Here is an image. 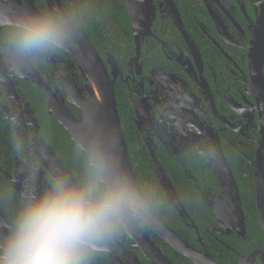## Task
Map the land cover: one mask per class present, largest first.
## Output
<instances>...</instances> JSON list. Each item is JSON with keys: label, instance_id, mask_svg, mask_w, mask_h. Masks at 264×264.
Instances as JSON below:
<instances>
[{"label": "flooded vegetation", "instance_id": "obj_1", "mask_svg": "<svg viewBox=\"0 0 264 264\" xmlns=\"http://www.w3.org/2000/svg\"><path fill=\"white\" fill-rule=\"evenodd\" d=\"M127 1L15 0V4L35 11L69 10L79 16L83 37L113 82L125 148L119 113L135 134L137 142L132 151L139 155L129 158L126 148L135 179L144 184L155 179L161 186L153 157L162 170L161 162L177 166L194 183L199 200L211 211L218 259L204 249L197 230L202 251L188 245L218 264L226 258L230 264H264V229L258 210V196L264 203V160L256 168L252 165L260 135L257 102L249 86L247 50L262 0H151V9L145 13L150 14L151 21L147 35L134 32ZM6 3L0 0V8ZM95 40L98 42L93 44ZM262 71L264 76V63ZM31 79L54 97L51 109L61 117L70 114L82 123L83 106L92 102L88 74L68 51L33 64L23 75L17 74L7 57L0 56V213L6 216L19 206L26 162L39 168L41 187L49 181L53 166L77 176L64 162L70 160L69 142L74 145L69 130L54 112L50 113L41 90ZM41 150L46 153L43 158ZM208 152L224 157L236 186L235 175H242L239 181L244 184L252 176L253 187L245 186L253 188L247 216L237 186L243 230L229 229L222 220L219 225L214 223L210 206L220 198L221 188L211 170ZM184 211L179 217L190 221ZM142 231L173 264L149 231L156 234L150 228ZM140 247L135 238L125 239L107 264H132L133 259L138 264H152Z\"/></svg>", "mask_w": 264, "mask_h": 264}, {"label": "clouds", "instance_id": "obj_2", "mask_svg": "<svg viewBox=\"0 0 264 264\" xmlns=\"http://www.w3.org/2000/svg\"><path fill=\"white\" fill-rule=\"evenodd\" d=\"M83 42L72 11H35L15 0L0 8V56L18 75L65 51L77 53ZM84 115L69 126L78 176L53 166L41 187L39 168L26 162L19 206L11 216L0 213V264H100L122 241L160 221L159 194L131 173L118 130L100 113ZM207 158L220 163L213 152Z\"/></svg>", "mask_w": 264, "mask_h": 264}, {"label": "water", "instance_id": "obj_3", "mask_svg": "<svg viewBox=\"0 0 264 264\" xmlns=\"http://www.w3.org/2000/svg\"><path fill=\"white\" fill-rule=\"evenodd\" d=\"M128 1L126 3V7L127 12L132 19L134 32L147 35L149 33L151 21L150 14L147 15L145 13L151 9V0ZM146 2H148L149 5H145ZM259 8L260 13L256 19V28L255 31L252 32L250 42L247 46L249 61L248 68L251 78V83L249 86L251 94L256 99L257 111L259 114L258 131L260 138L256 142V160L252 164L255 168L257 163H260L264 160V76L262 71L264 63V0L260 2ZM83 38L84 42L80 51L75 54L68 51L75 58L79 67L86 70L91 84V90L93 92L90 93L92 96V102L84 104L83 112L84 114L87 112L89 115L92 113H100L109 124L118 130L121 136V144L126 161L131 173L133 174L116 113L112 89L113 82L110 81L102 61L93 49L90 42L85 37ZM30 81L41 90L44 99L47 101V106L50 108V113L54 112L59 117L60 123L64 124L67 130H69L70 125L78 124V122H76L70 114H67V118H64L61 117L56 111L51 109V105L54 102V97H52L48 90L35 82L33 79ZM218 158L220 161L218 165L210 164L213 175L217 179V182L221 188L220 198L214 201L213 207L210 206V208L213 210L214 223L219 225V221L222 220V224L229 229L243 230L244 218L235 180L230 172L229 167L227 166L224 157L220 154ZM153 162L155 173L161 184L163 192L168 199V202L178 211L179 216L183 217L185 211L179 202L175 190L154 157ZM258 210L262 227L264 229V203L261 196H258ZM191 226L194 227L193 224H191ZM149 228L172 249L189 259L193 264H218L213 259H211L208 254H201L200 252L191 248L186 242L175 235L161 219L153 227ZM133 238L136 239L137 245L139 247L141 246L140 249L144 252L145 257L150 260L152 264H170L167 258L160 253L159 249L143 231L136 234ZM131 263L138 264L136 259H133Z\"/></svg>", "mask_w": 264, "mask_h": 264}, {"label": "trees", "instance_id": "obj_4", "mask_svg": "<svg viewBox=\"0 0 264 264\" xmlns=\"http://www.w3.org/2000/svg\"><path fill=\"white\" fill-rule=\"evenodd\" d=\"M96 42H98V40L92 41L93 44H95ZM119 117L123 125V132L125 136V143H126L128 156L129 158L133 154L137 156L139 155V153L137 154L136 152L132 151V149H134L133 143L137 142L134 136L135 134L132 131V128H129L130 126L126 122L125 117L123 118L120 115V113H119ZM128 130L129 131L131 130L133 134L131 132L128 133ZM69 146H70V151H69L70 160L64 162L66 167L78 176L81 168V161L76 156L74 145L69 142ZM251 158H253V156H251ZM144 159L145 161L148 160L147 158ZM236 160H238V158H236L235 161ZM161 164L163 166V170L165 171L174 189L176 190L180 203L182 207L186 210V213L188 214L190 221L183 220L175 213V211L168 204L164 196V193L161 189V186L157 184L155 179H153L148 183V185L154 187L157 193L159 194L160 204L158 207V215L160 216V219L180 239H182L190 246L194 248H198L199 250L202 251L201 247L199 246V243L197 242L198 236L195 233V230H197L199 233L201 243H203L204 245V249L209 253V255L212 258L217 260L218 257L216 255V252H218L217 246L219 245L215 241V233L212 231L214 224L212 222L211 211L207 206H205L202 203L201 200H199L198 198L199 194L197 190L194 188V183L186 179V176L182 172V169H180L177 166H171V167L165 166V164H163L162 162ZM206 170L204 169L205 172H207ZM149 171H152L151 167L149 168ZM241 177L242 175H239L238 177L235 175L237 186L240 191V198L243 203V211L245 216H247L249 215V213L247 212L248 210L247 203L251 199L249 195L251 192H253V188L251 190V189H247L245 186L253 187L252 178H251L252 176H250L249 181L248 182L246 181L245 184L239 181V178ZM208 178L210 179L211 182L213 181L212 175L210 173L208 174ZM138 182L144 184V182L142 181H138ZM242 185H243V189L246 190L245 192L241 188ZM190 194L192 195V197L190 196ZM190 223L194 225V228L189 227ZM149 234L153 236L156 244L159 247L163 248V252L172 261L173 264H192L187 258L183 257L182 255L178 254L176 251L168 247L160 238H158V236L154 235L150 231ZM227 262L228 259L226 258L221 261V264H230ZM100 264H107V261L102 259L100 261Z\"/></svg>", "mask_w": 264, "mask_h": 264}]
</instances>
